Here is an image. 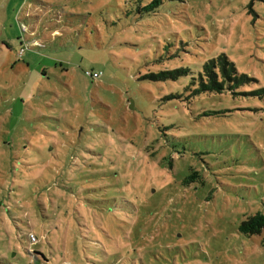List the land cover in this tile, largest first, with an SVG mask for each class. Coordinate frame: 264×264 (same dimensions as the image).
<instances>
[{"label":"rangeland","instance_id":"obj_1","mask_svg":"<svg viewBox=\"0 0 264 264\" xmlns=\"http://www.w3.org/2000/svg\"><path fill=\"white\" fill-rule=\"evenodd\" d=\"M152 1L0 0V264H264V0Z\"/></svg>","mask_w":264,"mask_h":264},{"label":"trees","instance_id":"obj_2","mask_svg":"<svg viewBox=\"0 0 264 264\" xmlns=\"http://www.w3.org/2000/svg\"><path fill=\"white\" fill-rule=\"evenodd\" d=\"M161 5L162 0H153L148 6L142 8L141 13H152ZM167 47L170 46L167 45L165 49H167ZM89 73L91 72L87 73L88 76ZM181 77L189 78L192 86V96L200 95V98H205L206 95H209V97L215 96L220 97L221 99H228L253 95V92H248L247 87H250L255 80L240 72L236 64L223 53L208 60L203 65L202 69H199L198 71H194V69L191 68L181 67L175 68L174 70L162 71L157 74L151 73L142 78L151 82H167L177 81ZM204 115H226V111L220 114L205 112ZM198 178V173H193L191 177L185 180V184H189L191 180V182H193ZM239 232L246 237L263 235L264 213L258 212L255 215L247 217L239 226ZM262 247L264 248V237L262 238ZM36 253L34 252V254Z\"/></svg>","mask_w":264,"mask_h":264},{"label":"built area","instance_id":"obj_3","mask_svg":"<svg viewBox=\"0 0 264 264\" xmlns=\"http://www.w3.org/2000/svg\"><path fill=\"white\" fill-rule=\"evenodd\" d=\"M102 73H89V76H91L93 79H99L101 77ZM32 242H37L36 238L34 236L31 237Z\"/></svg>","mask_w":264,"mask_h":264}]
</instances>
